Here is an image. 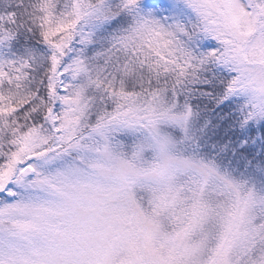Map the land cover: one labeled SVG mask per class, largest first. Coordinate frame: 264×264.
<instances>
[{
	"label": "snow or ice",
	"instance_id": "snow-or-ice-1",
	"mask_svg": "<svg viewBox=\"0 0 264 264\" xmlns=\"http://www.w3.org/2000/svg\"><path fill=\"white\" fill-rule=\"evenodd\" d=\"M0 264H264V0H0Z\"/></svg>",
	"mask_w": 264,
	"mask_h": 264
},
{
	"label": "trees",
	"instance_id": "trees-1",
	"mask_svg": "<svg viewBox=\"0 0 264 264\" xmlns=\"http://www.w3.org/2000/svg\"><path fill=\"white\" fill-rule=\"evenodd\" d=\"M162 13H166V12H163L162 11ZM167 14V13H166ZM207 43H213V41L212 40H210L209 42H207ZM207 47L208 46H210V44H208V45H206ZM217 69H222V67L221 66H219V65H217L215 68H212V69H210V71H212V72H216V70ZM227 69H223L222 71H219V72H216V74H218V75H225V74H227ZM194 103H200L201 104V106L203 107L204 105H206L207 104V101H204V100H195L194 99ZM215 111V109L211 106V105H208V107H207V114L209 115V116H211L212 115V113Z\"/></svg>",
	"mask_w": 264,
	"mask_h": 264
},
{
	"label": "rangeland",
	"instance_id": "rangeland-1",
	"mask_svg": "<svg viewBox=\"0 0 264 264\" xmlns=\"http://www.w3.org/2000/svg\"><path fill=\"white\" fill-rule=\"evenodd\" d=\"M162 15H167V14H162ZM210 40H212L211 38H207L205 41H203V43L205 44V46L206 45H208V44H210V43H207V42H209ZM213 41V47H215L216 46V42L214 41V40H212ZM212 46V45H211ZM207 47V46H206ZM208 47H210V46H208ZM220 66V65H219Z\"/></svg>",
	"mask_w": 264,
	"mask_h": 264
}]
</instances>
